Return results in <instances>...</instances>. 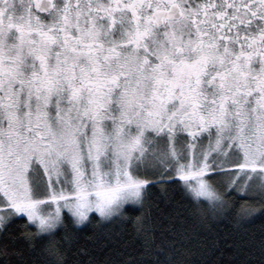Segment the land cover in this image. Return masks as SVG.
I'll return each instance as SVG.
<instances>
[{"label": "snow or ice", "instance_id": "snow-or-ice-1", "mask_svg": "<svg viewBox=\"0 0 264 264\" xmlns=\"http://www.w3.org/2000/svg\"><path fill=\"white\" fill-rule=\"evenodd\" d=\"M156 184L264 219V0H0L3 264L17 219L34 248ZM150 244L151 264H181Z\"/></svg>", "mask_w": 264, "mask_h": 264}, {"label": "trees", "instance_id": "trees-1", "mask_svg": "<svg viewBox=\"0 0 264 264\" xmlns=\"http://www.w3.org/2000/svg\"><path fill=\"white\" fill-rule=\"evenodd\" d=\"M241 203L231 217L218 216L190 199L182 184H156L147 194L144 208L126 205L109 220L90 214L85 224L60 228L55 238L47 237L34 248L23 239V221L17 219L13 230L20 239L14 249L21 255L10 259L13 264H49L58 258L53 251L59 247L63 264H151L154 237L156 245L174 242L181 264H260L264 219L242 223L238 215ZM145 214L149 219L144 228L149 231L137 222ZM53 239L58 242L55 246L50 244ZM3 261L0 257V264Z\"/></svg>", "mask_w": 264, "mask_h": 264}, {"label": "rangeland", "instance_id": "rangeland-1", "mask_svg": "<svg viewBox=\"0 0 264 264\" xmlns=\"http://www.w3.org/2000/svg\"><path fill=\"white\" fill-rule=\"evenodd\" d=\"M126 205H130V206H131V205H137V204H126ZM126 205H125V206H126ZM96 215L98 216V214H96ZM109 219H110V218H109ZM109 219H107V220H109ZM85 223H86V221H85L83 224H85ZM83 224H76V225H83Z\"/></svg>", "mask_w": 264, "mask_h": 264}]
</instances>
